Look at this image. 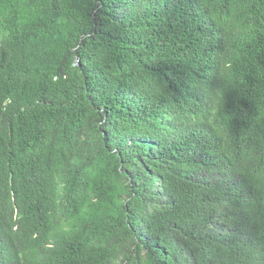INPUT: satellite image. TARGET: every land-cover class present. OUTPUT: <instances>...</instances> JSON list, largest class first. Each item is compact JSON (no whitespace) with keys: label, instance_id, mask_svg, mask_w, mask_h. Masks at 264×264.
Here are the masks:
<instances>
[{"label":"trees","instance_id":"1","mask_svg":"<svg viewBox=\"0 0 264 264\" xmlns=\"http://www.w3.org/2000/svg\"><path fill=\"white\" fill-rule=\"evenodd\" d=\"M0 264H264V0H0Z\"/></svg>","mask_w":264,"mask_h":264},{"label":"bare ground","instance_id":"2","mask_svg":"<svg viewBox=\"0 0 264 264\" xmlns=\"http://www.w3.org/2000/svg\"><path fill=\"white\" fill-rule=\"evenodd\" d=\"M65 230V229H64Z\"/></svg>","mask_w":264,"mask_h":264}]
</instances>
